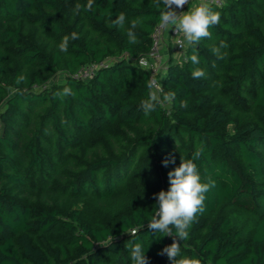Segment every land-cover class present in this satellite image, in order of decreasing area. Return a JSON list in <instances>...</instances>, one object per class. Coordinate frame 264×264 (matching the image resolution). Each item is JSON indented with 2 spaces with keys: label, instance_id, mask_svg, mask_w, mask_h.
Returning <instances> with one entry per match:
<instances>
[{
  "label": "trees",
  "instance_id": "obj_1",
  "mask_svg": "<svg viewBox=\"0 0 264 264\" xmlns=\"http://www.w3.org/2000/svg\"><path fill=\"white\" fill-rule=\"evenodd\" d=\"M77 4L87 0H0V264H132L136 243L148 264H172L159 253L178 238H157L148 221L180 164L172 157L197 150L201 181L215 187L179 241L181 257L264 264V0L211 4L220 23L176 62L169 57L155 78L161 97L175 99L148 115L140 104L151 71L139 60L163 4L95 0L79 12ZM119 13L123 26L113 24ZM89 65L88 78L76 76ZM195 68L205 72L199 80ZM64 87L74 95L61 100ZM226 203L238 210L217 214Z\"/></svg>",
  "mask_w": 264,
  "mask_h": 264
},
{
  "label": "clouds",
  "instance_id": "obj_2",
  "mask_svg": "<svg viewBox=\"0 0 264 264\" xmlns=\"http://www.w3.org/2000/svg\"><path fill=\"white\" fill-rule=\"evenodd\" d=\"M95 0H87L86 5H76V11L79 12L82 8L85 11H91ZM155 6L161 8V3L164 7L159 15V26L161 29L174 30L177 36V45L181 48L185 43L188 45L196 44L201 39L211 38L209 29L220 23V13L214 11L209 3V0H200V3L194 5L188 11L177 12V9H182L188 5L189 0H154ZM125 14L119 13L113 24L123 26ZM139 20L132 22V28H135ZM130 43L136 42L135 34L130 30L128 32ZM72 39H77L78 34L73 32ZM69 37L65 36L60 43L61 51H67ZM226 47L221 41L219 47H213L212 52L217 59H223L224 54L221 53V48ZM193 64H199L200 59L197 54L190 57ZM139 64L147 69L149 64L146 59L141 58ZM205 75V72L200 68H195L192 72V79L199 80ZM23 77L18 78V82ZM149 89L148 98L141 101L140 107L148 115L154 111L156 105L171 103L175 99L174 93H164L161 85L155 79L147 82ZM74 95L70 87H64L62 91L55 93V96L63 100L67 96ZM181 107H187L186 103H182ZM201 152L197 150L193 154L192 159L181 158L180 164L174 170L168 173L170 187L167 191L161 190L158 194H154V198L158 200V211L148 221V228L157 234V238L161 236H174L173 243L162 249L160 255H167L172 264H201L198 258H190L187 256L181 257V247L179 241L187 240L189 237L188 229L198 214L203 213L205 194L210 188L215 187V181L208 179V182H202L198 172L197 165L193 162L194 159H199ZM168 161H164L165 166ZM143 227V225H142ZM173 229L175 234H173ZM133 234H135L133 232ZM113 237L110 238L112 241ZM145 250L142 244L136 243L131 249L132 264H148V257L145 255Z\"/></svg>",
  "mask_w": 264,
  "mask_h": 264
},
{
  "label": "built area",
  "instance_id": "obj_3",
  "mask_svg": "<svg viewBox=\"0 0 264 264\" xmlns=\"http://www.w3.org/2000/svg\"><path fill=\"white\" fill-rule=\"evenodd\" d=\"M189 1H191L190 7H188L187 9L183 7L182 11L186 12L188 11V9H191L193 7V5L195 4V0H189ZM198 1H199L198 3H200V0ZM223 2L224 0H209L210 4H216V5H221L223 4ZM165 31L166 29H161L159 24L156 26L155 30L152 33V45L149 49V52L146 56L142 57L147 60L148 64H150L149 69L151 71V80L155 79L157 81V79L155 78V75L157 74L156 64L160 63L163 59L164 50H165L164 42L166 38ZM168 40H170V43L172 44V50L177 52H184L186 43L182 48L179 45H177L176 43L177 36L174 30H172L171 28H169L168 30ZM94 69L95 67L93 65L86 66L76 76L88 78L92 74Z\"/></svg>",
  "mask_w": 264,
  "mask_h": 264
},
{
  "label": "rangeland",
  "instance_id": "obj_4",
  "mask_svg": "<svg viewBox=\"0 0 264 264\" xmlns=\"http://www.w3.org/2000/svg\"><path fill=\"white\" fill-rule=\"evenodd\" d=\"M195 3L197 4L198 3V0H195ZM194 4V5H196ZM193 5V6H194ZM75 7V6H74ZM168 30L169 29H166L165 31V42H164V46H165V50H164V55H163V59L160 63H157L156 64V72L159 74V80L163 78L164 76V71L168 65V59L170 56H172L173 58V62H176L180 57L181 55L184 53V52H177V51H174L172 50V46H169V44H171L168 40ZM150 65V64H149ZM150 67H148L149 69ZM64 78V73H59V74H56L53 78H52V81H61L62 79ZM169 104L166 103V104H163V106H168ZM171 160V159H170ZM171 162L173 164L175 163H179L180 162V159L178 157H172V160ZM155 169L152 167L151 168V171H154ZM158 176V175H157ZM156 176V177H157ZM88 206L95 212H98L97 208H94L93 207V204L92 203H89ZM238 208L231 204V203H226L224 205H222L218 210H217V214H222V215H227L228 213H231L233 211H237ZM91 216H94V215H91ZM108 243V242H107Z\"/></svg>",
  "mask_w": 264,
  "mask_h": 264
},
{
  "label": "crops",
  "instance_id": "obj_5",
  "mask_svg": "<svg viewBox=\"0 0 264 264\" xmlns=\"http://www.w3.org/2000/svg\"><path fill=\"white\" fill-rule=\"evenodd\" d=\"M199 2V1H198ZM196 4V3H195Z\"/></svg>",
  "mask_w": 264,
  "mask_h": 264
}]
</instances>
